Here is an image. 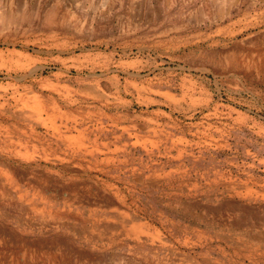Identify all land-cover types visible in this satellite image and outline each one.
Instances as JSON below:
<instances>
[{
  "label": "rangeland",
  "instance_id": "rangeland-1",
  "mask_svg": "<svg viewBox=\"0 0 264 264\" xmlns=\"http://www.w3.org/2000/svg\"><path fill=\"white\" fill-rule=\"evenodd\" d=\"M0 264H264V0H0Z\"/></svg>",
  "mask_w": 264,
  "mask_h": 264
},
{
  "label": "bare ground",
  "instance_id": "bare-ground-1",
  "mask_svg": "<svg viewBox=\"0 0 264 264\" xmlns=\"http://www.w3.org/2000/svg\"><path fill=\"white\" fill-rule=\"evenodd\" d=\"M6 16H7V15H6ZM3 17H5V16H3ZM3 17H2V18H3ZM5 22H6V21H5ZM35 115H36V114H35ZM138 226H139V225H138ZM135 228H137V227L135 226Z\"/></svg>",
  "mask_w": 264,
  "mask_h": 264
}]
</instances>
